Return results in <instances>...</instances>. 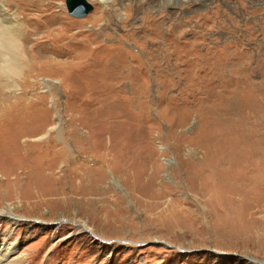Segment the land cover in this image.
I'll return each mask as SVG.
<instances>
[{"label":"rangeland","instance_id":"obj_1","mask_svg":"<svg viewBox=\"0 0 264 264\" xmlns=\"http://www.w3.org/2000/svg\"><path fill=\"white\" fill-rule=\"evenodd\" d=\"M84 1L0 69V264H264V0Z\"/></svg>","mask_w":264,"mask_h":264},{"label":"bare ground","instance_id":"obj_2","mask_svg":"<svg viewBox=\"0 0 264 264\" xmlns=\"http://www.w3.org/2000/svg\"><path fill=\"white\" fill-rule=\"evenodd\" d=\"M43 1L44 0H41L40 3L39 0H26V2L25 0H0V54L2 55L1 57H3L1 61L2 63L0 62V69L8 75L14 74L15 76H20L22 73L24 69L23 58L27 52L26 47L33 48L32 50L47 49L46 51H49L48 49L55 47L77 49L86 48L88 46L86 44L79 45L78 47L75 45L67 46L59 44V42H54L52 45H48L40 41L33 42L34 39H37L35 36L43 33V23L40 19L41 14L37 13L40 9L39 6H41ZM45 1L49 3L54 2V0ZM59 20H61V18H57V21ZM77 32L82 33L83 30L79 29ZM29 44L30 46H28ZM92 47L96 49L100 46L94 45ZM9 78L10 76L8 79ZM2 112H4V110ZM3 116L4 114H0L1 119H3ZM54 127L55 124L51 129ZM13 130L15 132L18 131L19 135L17 137L25 133V131L21 129L14 128ZM39 138H41V136L37 137V139ZM15 248L16 245L11 242L9 243L7 236L4 237V241L0 244V257L5 258L4 260L8 259L9 254L16 250Z\"/></svg>","mask_w":264,"mask_h":264},{"label":"water","instance_id":"obj_3","mask_svg":"<svg viewBox=\"0 0 264 264\" xmlns=\"http://www.w3.org/2000/svg\"><path fill=\"white\" fill-rule=\"evenodd\" d=\"M66 8L69 14L80 17L90 9V5L84 0H66Z\"/></svg>","mask_w":264,"mask_h":264}]
</instances>
